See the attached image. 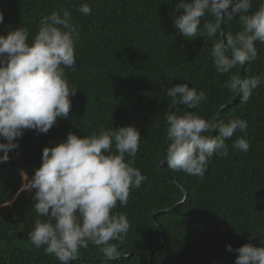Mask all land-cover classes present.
<instances>
[{
    "label": "trees",
    "instance_id": "trees-1",
    "mask_svg": "<svg viewBox=\"0 0 264 264\" xmlns=\"http://www.w3.org/2000/svg\"><path fill=\"white\" fill-rule=\"evenodd\" d=\"M85 2L92 8L90 15L76 11ZM261 2L252 0L249 14ZM178 3L0 0L4 15L0 35L23 27L31 43L41 18L61 9L72 13L79 31L75 70L65 69L70 87L77 89L70 97L69 116L58 118L46 134L26 130L18 139V149L10 150L9 160L0 163V205L16 197L22 170L31 178L41 166L44 147L56 146L69 133L84 137L102 128L135 125L141 134L135 167L147 180L130 191L126 206L118 202L114 209L125 214L130 224L126 239L119 245L124 253L133 251L147 263L162 233L163 243L152 251L149 264H235V249L247 243L256 247L264 244V83L246 103L224 87L231 74L246 77L264 73V44L256 43L255 61L220 74L209 53L221 37L186 40L173 23L183 11L175 10ZM207 20L214 17L206 14L201 23ZM240 28L239 16L221 23L223 33L235 34ZM183 83L205 92L207 100L196 110L199 115L208 120L219 115L225 121L239 116L248 123L250 150L245 153L232 147L244 135L238 131L226 141L228 156H214L202 178L173 171L166 162L157 167L167 148L165 115L171 97L165 89ZM221 106L224 108L219 111ZM175 110L194 111L185 105H177ZM207 134L218 135V130ZM0 142L6 143L3 138ZM181 187L186 192L183 200ZM34 192H21L10 206H0V264H60L28 240L35 221L44 219L34 211ZM229 244L233 251L227 250ZM69 264L140 263L134 254L105 262L99 249L89 244L80 249L78 260Z\"/></svg>",
    "mask_w": 264,
    "mask_h": 264
},
{
    "label": "clouds",
    "instance_id": "clouds-1",
    "mask_svg": "<svg viewBox=\"0 0 264 264\" xmlns=\"http://www.w3.org/2000/svg\"><path fill=\"white\" fill-rule=\"evenodd\" d=\"M252 0H179L175 10H183L173 18L178 33L186 40L203 37L212 40L210 57L220 74L240 69L258 58L256 43L264 44V0L249 14ZM90 15L92 8L83 3L76 8ZM62 13V15H61ZM206 14L214 20L204 21ZM239 16L241 28L235 34L223 33L221 23ZM4 15L0 12V23ZM79 38L72 13L68 9L53 11L39 21L38 31L29 43V32L18 27L0 35V163L9 160V151L18 149V139L26 130L46 134L58 118L69 116L77 89L70 87L65 69L76 64L75 44ZM264 83V73L242 77L231 74L224 87L248 102L255 89ZM171 97L166 109V155L161 163L173 171L203 177L214 156L227 157L228 144L238 131L232 147L250 150L246 129L248 123L239 116L225 121L219 115L208 120L196 111L207 100L205 92L175 84L165 89ZM177 105L188 109L180 113ZM218 130V135H210ZM141 134L135 125L109 127L80 137L69 133L66 140L54 147H44L42 163L29 178L21 171V192H32L33 208L39 217L27 234L37 249L43 247L60 264H69L80 257V249L96 246L107 261L127 255L120 248L127 237L129 220L114 211L126 206L130 191L139 189L146 175L135 167ZM16 197H13V201ZM13 201L5 200L3 207ZM233 251L232 246H226ZM235 264H264V244L251 243L234 250Z\"/></svg>",
    "mask_w": 264,
    "mask_h": 264
},
{
    "label": "water",
    "instance_id": "water-1",
    "mask_svg": "<svg viewBox=\"0 0 264 264\" xmlns=\"http://www.w3.org/2000/svg\"><path fill=\"white\" fill-rule=\"evenodd\" d=\"M234 101V98L231 100V102L230 103H232ZM222 108H224V106H221V107H219V111L222 109ZM164 160V159H163ZM162 160V161H163ZM162 163H161V161L157 164V167L158 168H160V165H161ZM161 170V169H160ZM182 188V187H181ZM182 191H183V193H184V195H183V198H182V200L183 199H185L186 198V192H185V190L182 188ZM181 200V201H182ZM181 201H179V202H177L176 204H178V203H180ZM172 208V207H171ZM171 208H169V209H166V210H170ZM159 211H163V210H159ZM158 211H155L153 214H152V218H153V220H154V216H155V214L157 213ZM155 222V221H154ZM156 223V222H155ZM159 227V226H158ZM160 233V232H159ZM163 236H162V233H160V242H159V244H157V245H154L153 247H152V249L150 250V253H149V260L147 261V263H143L142 262V260H141V258H140V256L137 254V253H135V252H133V251H130V252H127L126 254L127 255H125V256H129V255H132V254H134V255H136L137 256V258H138V261H139V263L140 264H149L150 263V259H151V253H152V251L154 250V249H158V248H160L161 247V245H162V243H163V238H162ZM125 256H123V257H125Z\"/></svg>",
    "mask_w": 264,
    "mask_h": 264
},
{
    "label": "bare ground",
    "instance_id": "bare-ground-1",
    "mask_svg": "<svg viewBox=\"0 0 264 264\" xmlns=\"http://www.w3.org/2000/svg\"><path fill=\"white\" fill-rule=\"evenodd\" d=\"M69 263H70V261H69Z\"/></svg>",
    "mask_w": 264,
    "mask_h": 264
}]
</instances>
